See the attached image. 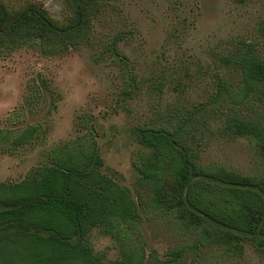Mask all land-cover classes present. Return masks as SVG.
Returning a JSON list of instances; mask_svg holds the SVG:
<instances>
[{
  "label": "rangeland",
  "instance_id": "rangeland-1",
  "mask_svg": "<svg viewBox=\"0 0 264 264\" xmlns=\"http://www.w3.org/2000/svg\"><path fill=\"white\" fill-rule=\"evenodd\" d=\"M0 1L41 7L60 24L74 8L71 0ZM100 7L80 46L0 53V132L13 140L27 128L43 130L14 153L0 150V182L22 181L58 146L93 141L100 173L129 192L139 217L135 230H91L86 244L104 264L130 252L143 264H264L263 238L244 235L243 256L227 255L155 205L139 173L153 158L143 133L181 128L197 164L256 179L253 191L264 199V153L230 129L264 120L260 91L243 87L247 55L264 62V0H101Z\"/></svg>",
  "mask_w": 264,
  "mask_h": 264
},
{
  "label": "trees",
  "instance_id": "trees-1",
  "mask_svg": "<svg viewBox=\"0 0 264 264\" xmlns=\"http://www.w3.org/2000/svg\"><path fill=\"white\" fill-rule=\"evenodd\" d=\"M100 3L71 0L72 17L60 24L41 7L14 10L0 1V53L37 43L46 54L80 46L90 39ZM243 87L259 90L264 102L260 58L247 55ZM230 129L236 136L250 137L264 153V120H239ZM180 130L160 127L143 133L153 158L139 173L151 186V201L229 256H243L244 235L263 238L264 246V199L253 191L256 179L218 164H197L187 143L178 138ZM42 131L27 128L13 140L0 132V150L14 153L40 138ZM87 144L83 140L58 146L22 181L0 182V264H104L86 244L91 230H120L123 225L137 229L139 217L129 192L100 173L103 160ZM143 258L130 252L119 264H143Z\"/></svg>",
  "mask_w": 264,
  "mask_h": 264
}]
</instances>
